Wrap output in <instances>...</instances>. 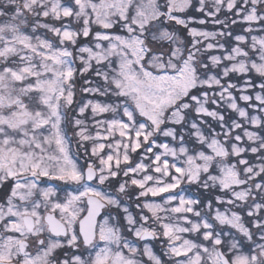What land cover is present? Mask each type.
Listing matches in <instances>:
<instances>
[{
    "label": "snow or ice",
    "instance_id": "snow-or-ice-1",
    "mask_svg": "<svg viewBox=\"0 0 264 264\" xmlns=\"http://www.w3.org/2000/svg\"><path fill=\"white\" fill-rule=\"evenodd\" d=\"M0 264H264V0H0Z\"/></svg>",
    "mask_w": 264,
    "mask_h": 264
}]
</instances>
